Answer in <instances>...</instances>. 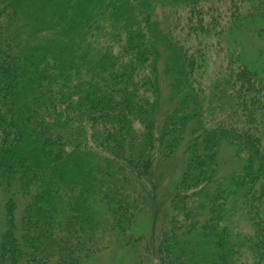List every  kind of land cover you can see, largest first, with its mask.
Here are the masks:
<instances>
[{
	"label": "trees",
	"instance_id": "1",
	"mask_svg": "<svg viewBox=\"0 0 264 264\" xmlns=\"http://www.w3.org/2000/svg\"><path fill=\"white\" fill-rule=\"evenodd\" d=\"M112 244L264 264V0H0V264Z\"/></svg>",
	"mask_w": 264,
	"mask_h": 264
},
{
	"label": "rangeland",
	"instance_id": "2",
	"mask_svg": "<svg viewBox=\"0 0 264 264\" xmlns=\"http://www.w3.org/2000/svg\"><path fill=\"white\" fill-rule=\"evenodd\" d=\"M170 176H165L162 180H164L165 184L168 183ZM166 191H161V193H165ZM145 208L142 213L139 215L138 218V225L140 227H144L147 231V229L150 227L151 224V208ZM150 232V230H149ZM126 254L125 251L122 250H116L114 249V245L112 244L110 248L102 251L100 254H98L96 257H93L89 260H87L84 264H124L126 262ZM130 261V258H129Z\"/></svg>",
	"mask_w": 264,
	"mask_h": 264
}]
</instances>
